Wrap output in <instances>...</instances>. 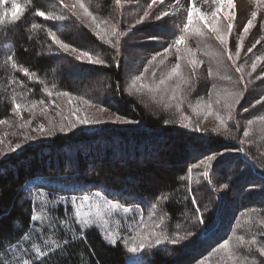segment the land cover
Wrapping results in <instances>:
<instances>
[{
  "label": "trees",
  "instance_id": "obj_1",
  "mask_svg": "<svg viewBox=\"0 0 264 264\" xmlns=\"http://www.w3.org/2000/svg\"><path fill=\"white\" fill-rule=\"evenodd\" d=\"M89 1L86 5L98 19L106 20L108 26L116 24L124 34L115 38L112 45L99 41L90 28L72 16L70 7L64 8L59 0H18L25 7L21 19L14 25L0 26V120L6 121L0 124V151L8 153L0 163V244L3 245L0 264H16L17 260L31 258L35 246L50 250L52 245L46 244V240L62 243L64 239L71 241L73 236L79 237V226L73 218L70 199L84 192L73 191V186L87 191L103 190L107 198L132 207V212L126 216V224L119 229L121 235L129 234L130 224L135 226L132 221L139 219L140 215L137 208L143 211L145 222L152 223L149 212L153 202L158 204L156 222L163 217L164 231L169 235H175L177 231L180 234L186 231L199 233L190 242L165 244L146 252L137 260L139 264H200V261L204 264H223L222 254L214 249L224 239L232 240L235 235L246 238L256 235L264 242V227L259 224V220L264 219V191L260 189L264 185V122L257 119L264 116V103H255L264 97V79L257 78L254 82V73L248 75L251 67L248 65L246 72L240 57L237 64L242 66L241 80V73L236 72V67L227 59V53L213 33L202 26L200 32L190 31L186 46L197 54L196 58L202 64L193 72L185 55L181 61V72L189 82L181 84L177 99L183 98L182 111L188 117L194 115L192 109L197 104L211 101L213 114L206 113L204 117L215 122L210 121L208 128L200 132L179 127L176 100H168L166 96L161 101L158 95L153 100L152 94L147 91L129 95L127 89L131 80L144 72L147 61L181 34L187 12H183L178 21L172 22L167 16L150 25H137L134 21L138 19L132 11L140 15L143 12L138 9L139 4L144 2L147 5L151 0H121L125 4H117L116 0ZM10 7L11 0H8L4 8ZM37 8L63 14L66 19L44 20L35 16ZM261 8L255 20L260 43L254 49L258 52H264V5ZM160 13L158 3L149 11L150 18ZM125 19L128 21L124 22ZM33 23L42 27L32 29ZM49 29L55 30L65 42L99 55L107 66L80 64L73 54L60 51L52 43L47 35ZM237 34L239 37L236 33L229 38V50L233 55ZM180 47L183 50L185 45ZM8 55H13L19 64L36 72L38 78L30 81L13 70L6 63ZM245 60L242 62L251 64ZM117 61L119 67L116 66ZM176 63L177 54L173 48L164 63L156 67V82L165 77ZM261 65L258 64L257 71ZM70 70L83 75L82 78L72 80L68 77ZM13 79L16 83H10ZM142 82H153L151 70L144 74ZM45 88L53 92L51 97L44 91ZM59 91H68L73 96L89 100L88 105L83 104L84 107H104L133 123L121 126L103 124L92 132L77 128L66 134L60 133L58 126L61 118L67 116L70 110L67 98L55 95ZM228 91L246 92L241 104L232 112L231 119L223 105L215 104L217 94L222 96ZM13 97L21 104L30 105L41 99L45 103H37L34 110L25 109L17 115L11 107ZM45 108L47 110L42 111ZM245 109L248 111L245 112ZM58 112L60 115H57ZM203 112L198 109L195 113L201 117ZM217 113L227 122L228 131L217 120ZM165 119L171 123L165 125ZM249 119L254 120L251 126L247 124ZM28 121L31 123L20 127ZM49 121L57 126L54 136L41 140L23 139L22 149L9 151L7 140L18 137L19 133L25 138L31 128L41 124L48 128ZM246 128H250L249 142L244 145L247 155L230 157L223 175L213 174L209 183L200 176L202 167L193 169L192 188L205 218L201 226L194 219L195 206L188 192L187 178L180 180L179 177H187V169L208 154L240 147L239 139H243ZM232 135L238 139H232ZM161 163L163 167L159 166ZM229 179L233 187L222 190L221 184ZM250 184L257 185L255 191H247ZM29 185L42 186L41 190L49 200H54L56 196L64 197L54 210L49 205L52 212L50 218L57 225L65 219L68 227L57 226L48 231L45 224L42 235L29 227L32 197L25 191ZM160 195H167L169 199L157 200ZM44 198L36 197L37 200ZM39 207L43 209L44 206ZM24 235L28 238L24 239ZM85 236L86 239L77 238L66 249L46 258L43 264H129L131 253L122 241L117 246L108 245L97 227L85 229ZM16 244H19V249ZM242 252L249 259H256V264L264 260L255 249H244Z\"/></svg>",
  "mask_w": 264,
  "mask_h": 264
},
{
  "label": "snow or ice",
  "instance_id": "obj_2",
  "mask_svg": "<svg viewBox=\"0 0 264 264\" xmlns=\"http://www.w3.org/2000/svg\"><path fill=\"white\" fill-rule=\"evenodd\" d=\"M8 0H0V8L4 10L0 11V26L5 25H14L18 22L25 12V7L22 6L18 0H11V7L4 8ZM120 0H116V3L119 4ZM160 0H151V3L148 4V8L151 9L154 4L159 3ZM177 4L179 0H176ZM259 2V0H258ZM59 3L64 8L71 7L72 16H75L77 19H83L87 22L86 26L91 28L95 37L104 44L112 45L115 38L123 36L124 34L118 30L116 24L108 26L106 20L98 19L92 11L89 10V7L84 3V0H73L72 4L69 5L64 2V0H59ZM213 3L217 6L211 14H206L202 12L199 8L194 6V0H188L187 7V16L186 20L183 23V28L181 34L176 35L173 43L169 44L167 48H164L161 52L154 54L150 60L147 61V66L144 68V72L135 76L131 80L130 85L128 86V93L132 95L133 92L143 94L145 91L152 94L153 100L156 99L157 95L161 101H164L166 96L168 100H176L175 110L179 114L178 126L182 128H189L191 121L189 117L185 115L182 111L183 98L177 99L180 95L181 84H188L181 72V61L184 59L185 55L188 58V65L191 67L193 72L202 64V61L196 58V53L192 49L186 46V38L190 31L200 32L201 26L208 29L211 33L215 35V39L219 41V44L223 46V51L227 53V59L232 61L233 65L236 67V72L241 73V80H243L242 66L237 64L238 59L240 58L242 48L244 46V41L246 36L249 34L250 29L253 28L254 21L257 19V13L253 11L251 13V18L247 19L244 23L242 30L239 33V38L235 45V54L229 50V35L234 31V19L235 13H228L225 11L224 20H227L228 23L226 27L221 23L220 13L225 9H230L233 7V0H213ZM171 15L168 12H162L159 15L155 16L157 21H161L164 17ZM35 16L41 17L44 20L51 21H64L66 19L63 14H56L52 11H42L39 8L35 11ZM150 19L149 11H144L143 15L136 21L137 25L143 24L146 20ZM42 25L33 23L31 25L32 29H39ZM48 37L51 39L52 43L58 46V49L64 53H71L74 55V59L80 64H88L95 66H107L106 61L100 58L99 55L93 54L92 51L86 49H80L68 42H65L58 37L55 30L49 29L47 31ZM151 39H157V37H152ZM260 43V40H257L252 47L246 49L247 53H252L253 49ZM181 45H185L183 50ZM175 48L177 54V63L171 70L167 73L165 77H160L158 83L156 82V67L164 63L165 58H167L168 53ZM7 64H10L11 68L24 77H27L30 81L38 78V74L30 68L25 67L19 64L13 55H8ZM258 64H264V56H256L255 59L251 62V72L248 73L249 76L252 73H255L258 68ZM119 67V62L116 64ZM151 66V67H149ZM219 66V65H218ZM152 71L153 82L151 84L142 82L144 80V74ZM264 71V69H262ZM212 75V72L209 71V76ZM259 79H264V75L258 77ZM174 81V83H170ZM10 83H16V80L13 79ZM22 83V81H21ZM119 90V85H117ZM47 92L48 96L53 95L52 91H49L47 88L44 89ZM58 97H66L67 103L72 104L74 100L79 101L81 104L88 105L89 100L84 99L80 96H73L68 91H59L55 93ZM246 95V92L241 91H228L224 95L217 94V99L215 100L216 105H223V107L228 112V118H232V112L236 107L241 103L242 98ZM37 103L43 105L45 101L43 99L39 101H33L30 105L21 104L17 102L16 98L13 97L11 107L16 112L17 115L20 114L22 110H34ZM256 105L264 103V97L257 100ZM167 106V105H166ZM198 109L206 111L208 115L213 114V103L210 101L207 104H197L192 110L196 112ZM47 109H42L46 111ZM106 109L100 107L99 111L103 112ZM248 109H245L247 112ZM81 109L78 107H72L70 109V116H62L61 123L58 126V131L60 133H68L77 129L78 126H91L100 123H106L98 118H92L87 115H80ZM57 115H60L58 112ZM114 120L113 123H133V121L126 119L124 116L120 115L117 112L113 113ZM216 118L221 122L222 127L227 129V122L217 113ZM260 121L264 122V116L257 117ZM67 121L64 123L63 121ZM188 121V122H186ZM5 120H0V124L5 123ZM31 121H28L26 124L21 125L20 127H26L27 124H30ZM171 121L165 119L164 124L168 125ZM254 123V120L249 119L247 124L251 126ZM50 127L45 128L43 124L39 125L37 128H33L32 131H38L41 134L42 138H50L56 134L57 126L49 121ZM194 131H201L198 124L193 125ZM215 131V130H214ZM230 134V133H229ZM250 137V128H246L243 131V139H239L240 147L226 149L224 152H216L213 154H208L204 158L200 159L198 163L192 165V167L187 169V177L180 176V180L188 181V192L191 197V202L195 206V216L194 219L201 226L205 223V218L203 212L199 208V201L196 198L195 190L192 188V174L193 169H199L203 167V171L200 173V176L205 182H211L212 176L215 173L223 175L224 169L228 165V160L234 155L246 156L247 150L244 147L246 143L249 142ZM33 137L25 136V140H32ZM232 139H238L237 136L232 135ZM21 144H16L14 148H10V152H14L18 149H21ZM8 153L0 152V163L3 159H6ZM246 162V161H244ZM262 179H264V173H262ZM197 180V184H199ZM231 179L227 180L221 184L222 190H228L232 188ZM257 185L250 184L247 188V191H255ZM42 186L29 185L25 188V191L31 193L32 197V208L31 215L29 217L30 224L29 227L38 234L44 233V225H48V231H52L57 226L61 228L68 227L67 220L61 219L59 225L51 220L52 212L49 210V205L52 210H54L60 201L64 200L62 196H56L54 200H49L48 196L41 190ZM260 189L264 191V185L260 186ZM210 190L214 191V189ZM73 191L75 192H84L81 196H72L71 197V210L72 215L75 220L76 225L79 226V237L73 236L72 240L64 239L62 243L57 240L45 241L46 244H51L52 247L50 250L45 251L39 246H35V251L31 255V258H24L22 260H17L16 264H43L44 260L48 257L55 255L56 252L66 249L69 243L74 242L75 239H86L85 229H90L92 227H98L104 229L102 235L106 243L111 246H117L121 241L129 253L137 254L129 261V264H136V261L141 258L146 252L151 251L152 249L162 246V245H180L184 242H190L196 235L199 233H194L193 231H186L184 234H180L179 231L175 235H169L164 231L165 221L163 217L160 218L159 222H156V209L158 204L153 202L150 205L151 211L149 212V219L152 220V223H146L144 220L143 211L137 208V211L140 213L139 219H134L132 224L135 226L129 225L128 233L126 235H121L119 231L113 233L110 230L108 219H106V214L110 216L112 213L122 208L124 214H129L132 212V207L122 205L117 199H109L105 195L103 190L87 191L81 187L73 186ZM44 196L42 200H37L36 197ZM157 200L169 199L167 195H160L156 198ZM67 203V201H65ZM43 205V209L39 206ZM103 206L104 211H101ZM87 207V211L84 209ZM252 211H256L252 209ZM14 224L16 222H13ZM259 224L264 227V219L259 220ZM75 232V229L72 230ZM24 239H27V235H24ZM16 248L19 249V244H16ZM252 250L255 249L260 257H264V242H261V239H258L256 235H253L251 238H246L244 235H235L232 240L224 239L218 244V247L214 251L221 253V260L223 264H256L255 260L249 259L248 255L244 254L242 250ZM3 250V245L0 244V251ZM5 255L7 253L5 252ZM25 255H27L25 253ZM171 255V253H169ZM200 264H204L203 261H200ZM260 264H264V260L260 261Z\"/></svg>",
  "mask_w": 264,
  "mask_h": 264
},
{
  "label": "rangeland",
  "instance_id": "obj_3",
  "mask_svg": "<svg viewBox=\"0 0 264 264\" xmlns=\"http://www.w3.org/2000/svg\"><path fill=\"white\" fill-rule=\"evenodd\" d=\"M65 3L71 5L73 0H64ZM89 0H84V3H89ZM121 2V0H120ZM122 4L123 1L121 2ZM144 2H141L138 6V9L141 10L143 13L144 11H151V9L148 8V2L147 5L143 4ZM264 5V0H233V7L230 9H225L224 11H221L220 13V20L221 23L226 27L228 21L224 20V14L225 11L228 13H235V19H234V31L233 33H231L229 35V38L232 37L234 34L236 33H240V31L243 28L244 23H246L247 19L251 18V13L253 11H255L258 15V13H261V7ZM194 6L199 8L202 12L206 13V14H211L212 11L215 10V8L217 7L214 3L213 0H194ZM187 7H188V0H179V3L177 4L176 0H160V2L158 3V10L162 11V12H168L171 15H169L168 17L170 18V21L174 22V21H178L180 18H182L183 16V12H187ZM70 10L72 11L71 7ZM132 15L139 19L140 16L143 15V13H141L140 15H135V11H132ZM159 15V14H157ZM156 16V15H155ZM155 16H153L152 18L146 20L143 24L145 25H150L152 24L156 19ZM178 17H180L178 19ZM80 21H82L84 23V25L87 24L86 21H84L83 19H79ZM128 21L127 19L124 20V22ZM137 21V20H136ZM136 21H134V23H136ZM81 23V24H83ZM133 23V22H131ZM89 28V27H88ZM90 30H92L90 28ZM260 34L258 32V28H257V24H253V28L250 29L249 34L246 36L245 41H244V46L242 48L241 51V65L244 66L243 69L247 72V69H249V66L251 67V64L249 63H243L245 60V56H247L245 61H249L251 63L252 61V57L253 59H255L256 56H264V52H258L257 50H255L252 55L250 57L249 53L246 52V49L248 47H252L253 44L256 43L257 40H260ZM238 37V34L237 36ZM239 38V37H238ZM237 39V38H236ZM234 53H235V48H234ZM243 61V62H242ZM249 65V66H248ZM172 68V67H170ZM262 69H264V64L261 65V67L259 68L258 71H262ZM258 71H256L253 75H254V82H256L257 78L260 77L261 75L264 74L263 73L259 74ZM83 75H80L79 73L70 70L68 72V77H70L72 80H76V79H81ZM203 78L201 79V83H202ZM111 101L114 103L113 98H111ZM242 101V100H241ZM241 104V103H240ZM239 104V105H240ZM238 105V106H239ZM237 106V107H238ZM72 107H78L81 109L80 115H87L89 117L92 118H98L104 121H108L106 123H100V124H95V125H91V126H78V129H82L85 131H96L97 129H99L98 127L100 125L103 124H111V125H115V126H121V125H127L129 123H113L111 122L112 120H114V115L113 112H111L109 109H106L103 112L99 111L100 107H93V106H88V107H84L83 104H81L79 101L74 100L72 102L71 105H69V110ZM206 114V111L203 112L202 116L199 117L195 112L194 115H190V121L191 124L189 126V131H194L193 130V125L198 124L201 131H204L203 129H207L208 126L210 125V121L212 123L215 122V120L213 119H209V117H204ZM46 117V114H44ZM67 116H70V112L67 114ZM64 123H67V121H63ZM38 125V124H37ZM212 128V127H211ZM33 128H31V132L29 133V136L33 137L36 140H41L44 139L41 137V134L38 131H32ZM197 132V131H196ZM200 132V131H199ZM24 135L22 133L18 134V137H14L10 140L6 141V146L10 149V148H14L16 144H22L24 143L22 140L25 139L23 137ZM168 147H165L164 149H166ZM22 149V148H21ZM20 149L16 150L15 152H18ZM1 152V151H0ZM6 153V151L4 152ZM153 155V154H152ZM159 166L163 167V163L159 164ZM203 170V167H202ZM71 201V199H70ZM85 211H87V207L84 209ZM101 211H104L103 206L101 207ZM126 214L123 213L122 208L118 209L117 211H115L114 213H112L110 216H108L106 214V219H108V224L110 227V230L113 233H116L117 231H119L120 227L123 226V224H126ZM99 230L103 233L104 229L99 228ZM252 260L256 259L252 258ZM140 262V261H139Z\"/></svg>",
  "mask_w": 264,
  "mask_h": 264
}]
</instances>
